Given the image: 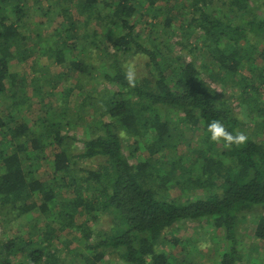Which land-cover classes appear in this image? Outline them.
I'll return each mask as SVG.
<instances>
[{
  "label": "trees",
  "instance_id": "1",
  "mask_svg": "<svg viewBox=\"0 0 264 264\" xmlns=\"http://www.w3.org/2000/svg\"><path fill=\"white\" fill-rule=\"evenodd\" d=\"M73 1L81 20L63 9L65 28L53 30L52 40L41 45L50 64L79 75L58 93L60 110L40 107L32 118L22 108L31 97L42 104L65 74L61 70L41 85L38 74L16 69L29 16L19 0H0V97L6 98L0 112V264H66L54 246L64 231L76 237L72 251L83 264H101L108 255L119 264H176L164 243L182 220H203L220 234L217 264L247 263V253L260 248L253 239L264 241V213L254 221L252 238L241 240L246 213L264 210V103L256 97L259 83L243 67L256 51L264 85V0ZM139 24L183 31L178 54L168 37L145 38ZM185 46L209 58L222 92L206 80L204 64L182 58ZM134 56L145 57V71L135 74L131 87L126 63ZM97 71L102 88L82 91L79 106L68 107L74 88L82 89L81 80ZM232 101L244 108L246 121ZM89 103L94 114L78 139L73 130ZM213 120L233 134L243 132L247 142H212ZM182 124L197 134L201 152L192 161L178 146ZM78 140L82 148L74 152ZM123 141L132 148L130 158ZM95 157L102 159L97 168L78 166L77 159ZM46 158L51 174L43 179L36 174ZM103 213L108 226L94 227ZM23 216L28 225L19 221ZM12 221L25 227L9 234L6 223ZM262 253L253 264L264 263Z\"/></svg>",
  "mask_w": 264,
  "mask_h": 264
},
{
  "label": "rangeland",
  "instance_id": "2",
  "mask_svg": "<svg viewBox=\"0 0 264 264\" xmlns=\"http://www.w3.org/2000/svg\"><path fill=\"white\" fill-rule=\"evenodd\" d=\"M73 0H19V3L25 10V12L28 14L29 19L26 20L25 26L29 32L28 37L22 41L19 45L20 52L23 54V60L18 63L17 61H13L16 65V69L20 68L22 73L28 74L29 76H33L35 74L39 75V82L41 85H45L46 81L53 80L52 76L59 72L63 71L64 76L59 83H57L55 90L53 93L47 95L44 97L42 104L38 102L37 97H31L29 101L27 102V106H24L22 108V113L26 117H36V114L40 112V107L42 108V111H44L47 108H52V110H60V106H58L59 102V96L58 93L63 90V87L65 83H69L73 81L76 78L77 73L76 70L72 68H67V66L62 65L61 67L55 64H50L48 62L47 56L44 53L43 45L48 39L50 42L52 39H49V36L53 34L52 31L57 28H65V21L63 20V9L68 10L72 13L73 18L76 21H80L81 18L76 13V10L74 8ZM175 18V17H173ZM145 20H142L144 22ZM175 22L179 23L178 18H175ZM138 28L143 30L144 37L145 38H153L156 37V40H159L161 37H168V44L171 47L172 50H174L175 54H178L180 46L177 44L178 41H182V34L183 31L180 32L178 28L172 27L169 29H163L162 25L160 24L159 27H151V26H143V24H139ZM64 31L62 30L60 34H62V38L64 36ZM52 33V34H51ZM58 37V35H57ZM65 37V36H64ZM193 37L190 39L191 44H193ZM75 42V40L73 39ZM47 46V44H46ZM186 47V46H185ZM186 48H182L180 51V54L183 55L182 58H188L193 59L195 63L197 64H204L205 65V72H206V80L215 88L218 89V91H221V84L220 79L218 78V72L215 70V72L212 75V71L215 68H212V63L210 62L208 57L204 56L203 51H198V49L194 51H188ZM17 49V48H16ZM18 49V50H19ZM15 51V49H14ZM250 59L253 60L249 62V58L246 57V61L243 67L244 72L249 76L248 79L250 81H253L254 83H259V89L256 92V97L264 103V93L263 88L264 85L261 83V62L257 56L256 51L250 52ZM132 58V57H131ZM255 59V60H254ZM145 57L144 56H138L133 57L132 60H129L127 64V71L129 69H133L135 74H140L143 71H145ZM125 64V65H126ZM252 67V71L247 70L248 68ZM39 69V70H36ZM67 69V70H66ZM66 70V71H65ZM99 72L94 73V77L87 78L84 80H81V85L83 86L82 89L80 88H74V90L70 93L66 105L70 108L77 107L82 101L83 98V92L85 90H88V92H93L96 90H100V82L101 78L98 75ZM31 82L28 81V88L27 90L30 91L31 89ZM261 87V88H260ZM55 92V93H54ZM230 91H226V94H229ZM246 96H250L246 94ZM96 99L93 98V100L90 101V103H96ZM235 106V111L240 115V117L245 118V121L247 120V115L242 113V110L244 108L239 107V105H235L236 102L232 101ZM85 105V107L82 109V120L80 127L73 130V133L75 134L76 138H82L85 135L87 125L91 118L93 117V109L91 107V104ZM6 106V98L0 97V112L3 113ZM94 114V113H93ZM98 114V112H97ZM174 119V118H173ZM247 124H250L248 121ZM195 129L191 125H184L180 126V128L177 130V142L178 146L182 149L183 155L186 159L194 160L195 156L201 152V149L199 147V144L196 142L197 134L195 133ZM74 146V152L81 151L82 144L81 142H77ZM123 152L124 154L130 158V152L131 147L128 144L127 141H123ZM173 149L170 148L168 154L166 152L165 156H169L172 154ZM52 153V152H51ZM165 154V153H164ZM50 153L48 155V159H50ZM46 158L45 161H43V165L41 170L36 174L39 178H48V176L51 174V163L50 160ZM78 160V166L82 167L84 169H94L97 168L99 163L101 162V158L95 157V158H80ZM191 192H194V190H191ZM260 213H264V210L260 207H254L251 209V211H248L246 213V219L241 224V231H243L244 236L241 237V240L244 239V242L248 241V239L252 238V232L254 228V221H256L257 215ZM76 220H81V215H76ZM20 222H24L27 224L29 221V218L26 216H23L19 220ZM109 221V215L108 214H101L99 218L94 222V227L97 228H106L108 226ZM16 222L12 221L10 223H6L7 226V232L9 234L18 232L20 229H23L25 225L23 226H17L15 225ZM28 225V224H27ZM242 233V234H243ZM3 235V234H2ZM63 240L59 243L54 242V246L58 248L59 256L65 261L66 264H83V261L80 256L75 254L72 250H74V247L77 245L75 243L76 237H74V234L69 231H64L62 233ZM166 238L168 239V242L164 243V247L167 248V252L171 255H174L176 257V264H180L181 262H186L187 264H217V258H218V252L216 248L221 247V236L219 233H217L213 228L209 226V224H206L203 220H182L174 224L170 231L167 232ZM174 238L179 240L180 242L178 244H171V242L174 241ZM240 239V237H239ZM253 242L256 243L260 248L259 251L256 252H249L248 257H245V262L248 264H253L254 260L253 258L259 257L261 254L260 252H264V241H258L253 239ZM75 243V244H74ZM264 254V253H262ZM261 259V257H260ZM242 263V264H247ZM101 264H119L117 256L115 255H108L104 261H102ZM259 264V263H257ZM264 264V263H263Z\"/></svg>",
  "mask_w": 264,
  "mask_h": 264
},
{
  "label": "clouds",
  "instance_id": "3",
  "mask_svg": "<svg viewBox=\"0 0 264 264\" xmlns=\"http://www.w3.org/2000/svg\"><path fill=\"white\" fill-rule=\"evenodd\" d=\"M126 79L129 81L131 87H135V72L133 69H129L126 72ZM208 132L210 133L212 142L217 144L223 142L228 147L232 145L239 147L245 144L248 139L243 132L238 131L235 134L229 132L219 120H213L208 125Z\"/></svg>",
  "mask_w": 264,
  "mask_h": 264
}]
</instances>
